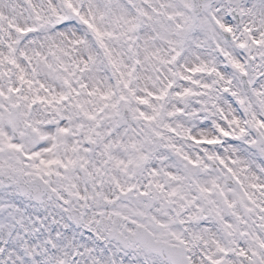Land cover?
Instances as JSON below:
<instances>
[{
	"label": "snow or ice",
	"instance_id": "6c2138e0",
	"mask_svg": "<svg viewBox=\"0 0 264 264\" xmlns=\"http://www.w3.org/2000/svg\"><path fill=\"white\" fill-rule=\"evenodd\" d=\"M0 264H264V0H0Z\"/></svg>",
	"mask_w": 264,
	"mask_h": 264
}]
</instances>
